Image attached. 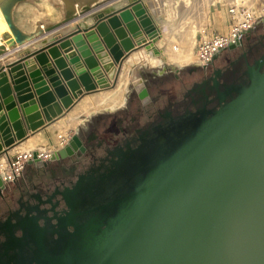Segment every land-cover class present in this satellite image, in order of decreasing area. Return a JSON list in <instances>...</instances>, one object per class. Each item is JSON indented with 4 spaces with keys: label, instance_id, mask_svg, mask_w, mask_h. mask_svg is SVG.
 <instances>
[{
    "label": "water",
    "instance_id": "95a60500",
    "mask_svg": "<svg viewBox=\"0 0 264 264\" xmlns=\"http://www.w3.org/2000/svg\"><path fill=\"white\" fill-rule=\"evenodd\" d=\"M126 6L130 10H121L119 17L108 15L110 28L105 23L97 26L106 48L95 32L86 30L87 24L80 23L66 36L44 40L38 50L20 57L28 77L18 62L0 69L2 160L7 161L8 152L26 141L29 133L49 127L86 95L112 89L121 67L133 73L130 87L140 84L141 72L147 68L141 65L145 59L157 57L161 60L158 67L176 70L160 58L154 44L159 34L142 5L132 1ZM5 17L12 26L10 17ZM67 21L70 19L51 26L45 34ZM17 36L19 39L18 32ZM143 39L148 40L145 46ZM247 76V85L226 88L219 96L218 110L200 112V123L193 130L146 164L132 170L131 164L124 167L136 151L129 148L115 152L118 159L111 167L118 168L115 172L108 170L94 178L80 176L62 194L67 206L62 226L73 227L74 232L59 236L65 249L57 250L51 264H264V62L248 67ZM225 97L230 98L228 102ZM155 130L154 135L158 128ZM83 135L78 128L50 160L42 161L33 152L20 177L71 155ZM151 136L145 133L141 145ZM111 173L115 181L110 188L91 190V199L83 201V206L82 200L75 201L85 183L93 186ZM75 215H85V219L77 222ZM47 226L36 230L41 246ZM15 228L25 230L23 222H17L8 228L11 237ZM12 249L8 246L5 252Z\"/></svg>",
    "mask_w": 264,
    "mask_h": 264
},
{
    "label": "flooded vegetation",
    "instance_id": "af4514ba",
    "mask_svg": "<svg viewBox=\"0 0 264 264\" xmlns=\"http://www.w3.org/2000/svg\"><path fill=\"white\" fill-rule=\"evenodd\" d=\"M258 61L264 62V30L246 36L236 49L222 51L205 67L188 65L167 70L147 66L141 72L140 84L129 85L122 106L92 116L87 138L75 152L55 162L57 165L52 163L30 174L24 172L21 181L5 188L0 195L1 263L51 264L57 250L65 249L59 236L74 232L73 227L62 226L67 210L62 194L71 190L80 176L94 178L108 174V170L115 172L118 168L111 167L118 159L114 155L118 150L137 151L123 164L124 167L131 164L130 169L146 164L154 154L166 152L179 137L200 123V112L220 108L219 96L226 88L247 85L248 67ZM229 99L225 97V102ZM145 133L152 136L142 146L140 139ZM112 173L93 186L85 183L75 201L82 200L79 203L83 206V201L91 199V190L110 188L115 181ZM84 216L75 215L74 220L83 221ZM17 222H23L25 237L19 228L13 230V238L10 236L8 228ZM46 223L49 226L41 246L35 234ZM8 246L13 249L5 252Z\"/></svg>",
    "mask_w": 264,
    "mask_h": 264
},
{
    "label": "bare ground",
    "instance_id": "6f19581e",
    "mask_svg": "<svg viewBox=\"0 0 264 264\" xmlns=\"http://www.w3.org/2000/svg\"><path fill=\"white\" fill-rule=\"evenodd\" d=\"M56 1L60 2L62 5V10L65 15L63 16L62 21L64 19L68 20L70 18H72L71 21L73 20L75 21L78 15L87 14L94 11L91 10L92 5L95 2L101 0H56ZM132 1H138V4L142 5L146 15L149 18L151 17L150 19L152 20L151 24L159 34V38L156 39V41H158L159 39H163L164 41L167 42V48L165 49V51L163 49L158 50L156 48L157 51L160 53V55L163 56L161 58L165 59L167 65L174 66L175 68H177V67L186 66L192 61L191 59L192 49L197 40L196 32L207 27V15L210 5L220 0H181L180 2L181 4H176L175 0H168L170 2L169 4L170 11L168 12V14H163L164 13L163 10L162 11L156 10L155 15L151 13L152 11L148 12L149 10H147L145 7V3H144L145 0H132ZM225 1L231 2L234 0H225ZM25 2H31V0H0V5L3 11L4 21H5V24L0 25V67L3 64V61L1 59L2 55L12 52L19 46L21 47V45H24L31 37V35H29L23 28L20 27L14 13L16 7H18L19 5ZM113 13H115V11L113 9H110L107 14L102 13L96 16L94 15L95 17L89 19V21L83 22L87 24V29H86L87 31L89 32L93 31L97 34L99 42H101L105 48L107 46L104 40L102 39V36H100L99 32L97 31V26L100 25L99 21L101 20V17L103 16L107 17V15ZM131 14L134 15L133 13ZM6 15L10 17L12 26L8 23L5 17ZM67 22L69 23L70 21ZM102 23L103 22L101 21V24ZM53 25L54 23L50 24L48 22L40 24V26L35 31V34L38 35L42 32H46ZM107 26H108L107 28H110L108 22H107ZM123 27H125L124 24ZM17 32L20 34L19 39L17 38L18 37ZM109 32H111L116 42H118L116 35L114 34V31L109 30ZM131 42H133V38H131ZM146 42H148L147 39L141 40V44H143V46H145ZM133 44L135 46L134 48L137 49L138 48L137 43L133 42ZM72 50L73 52H75V49ZM76 56L80 57L79 54H76ZM160 62L161 60L157 59V57H152L150 59L143 60L141 62V65L143 67L144 65L145 67L147 66L157 67L160 65ZM66 63L69 64L67 60ZM138 65H139L138 62L137 64L135 63L134 69H136ZM132 75L133 73L130 74L123 67H121L120 74L116 81V84H118V86L115 85L114 88L116 89H114L112 93L103 92L101 94L98 95L96 94L95 96L87 97L86 99L79 100L76 106L72 108V110H70L60 120L52 124L51 140L53 142L58 140V137L60 136V131H62V129L64 128H67L68 126L70 127L69 124L70 122H72V120L79 123L81 114H84V115H88V117L85 118L86 123L85 122L79 123L80 124L79 128L84 135L83 137H79L78 139L79 144L75 145V149L80 147L82 145V142L87 138L88 135L87 125L92 118L91 117L92 114L99 112L100 109H102V112L114 111L115 109L123 105L125 101L124 95L125 92L128 90V84L130 83V79H131L130 77H132ZM24 142L28 144L27 149L29 150H27L26 152H21L23 154L24 153L28 154L34 151L35 152L39 151L43 154L49 152L48 144H47L48 142L40 136L39 132L34 134L31 138L28 137V139ZM68 142L66 144H68ZM65 146L57 150H54V152L64 149ZM75 149H72V153L76 151ZM16 152H20V151H16ZM0 162L5 163L7 161L2 160L0 158Z\"/></svg>",
    "mask_w": 264,
    "mask_h": 264
},
{
    "label": "built area",
    "instance_id": "2783aa9c",
    "mask_svg": "<svg viewBox=\"0 0 264 264\" xmlns=\"http://www.w3.org/2000/svg\"><path fill=\"white\" fill-rule=\"evenodd\" d=\"M5 24L3 11L0 5V25ZM224 31H210L207 27L199 31L194 51V60L188 65H199L205 67L212 58L220 54L230 46L241 43L248 32L264 30V0H234L225 6ZM0 69L6 67L7 60L2 59ZM63 138V136H59ZM70 140V139H69ZM69 140H65L67 143ZM35 152V151H34ZM38 153L42 161L53 158L54 150L48 153ZM9 155V154H8ZM31 153H18L9 156L7 162H0V179L4 187L0 188V195L8 184L16 182L20 178L28 159L32 158Z\"/></svg>",
    "mask_w": 264,
    "mask_h": 264
},
{
    "label": "crops",
    "instance_id": "0c3cea01",
    "mask_svg": "<svg viewBox=\"0 0 264 264\" xmlns=\"http://www.w3.org/2000/svg\"><path fill=\"white\" fill-rule=\"evenodd\" d=\"M131 2H132V0H102V1H99L95 11H93L91 13H87V14L78 15L75 21L74 20L71 21L72 19H70V22L68 24L64 25L63 27H61L55 31H52L49 35H46V36H45V32H42V33L37 35V34H35V30L34 31H26L29 35H31V37L23 45V47H21L22 49L17 51L16 53H11V54L6 53V54L1 56V59H4V61L7 60L8 63L18 62L19 69L24 71L26 76L28 77V74L26 73L25 67L23 66V62L22 61L20 62V57L22 58V56L24 54L29 53L32 50H38V47L43 43L44 40L50 41L52 38L59 39L63 36H66L71 31H74L75 27L78 24L83 23L85 21H89V19L93 18L94 15H99L102 13L107 14L110 9H113L115 11V13H113L114 16L118 17L121 10H124V9H126L127 11L130 10V7H127L126 5L130 4ZM175 2H176V4H181L180 3L181 0H175ZM144 3H145L146 9L149 10L148 12L152 11L151 13L153 15L156 14V12H155L156 10H161V11L163 10V12H164V13L162 12L163 14H168V12L170 11V5H169L170 2L168 0H145ZM150 16H151V14H150ZM150 19H151V17H150ZM224 20H225V15L223 16L222 21H221V19L218 20L216 18V13L214 12V10H210L208 12V15H207V28L210 31L222 32L225 29ZM107 21H108V15H107L106 19L103 21V23L107 24ZM99 24H101V21H99ZM80 34L83 35V32H81ZM196 42H197V40H196ZM196 42H195L193 49H192V55L193 56H194ZM55 46H58V45H55ZM155 46L158 50L163 49L165 51V49L167 48V42L164 41L163 39H159L158 41H156ZM44 52H47V50H45ZM161 57H163V56L160 55V58ZM31 59L35 60V56H32ZM7 78L9 79V85H10V89L12 91V96L14 97V100H16L13 81L11 80V78L8 74H7ZM27 80H28L27 82H29V84H30V88H32L31 80L29 78ZM33 93H34V91H33ZM35 98H37V97L35 96ZM51 127H52V125H50L46 129H44L43 131L39 132L40 136L46 135V137L48 138L49 137L48 135L50 134V131H51ZM32 136L33 135L31 133H29L28 137L31 138ZM27 145L28 144H26V142L20 143L17 147L13 148L11 151L8 152L9 156H13V155L21 153V152H26L27 150H29V149H27ZM65 145H66V143L64 142L63 146H65ZM16 151H20V152H16ZM16 182L8 184L6 188H8L9 186L12 187Z\"/></svg>",
    "mask_w": 264,
    "mask_h": 264
},
{
    "label": "rangeland",
    "instance_id": "374dc122",
    "mask_svg": "<svg viewBox=\"0 0 264 264\" xmlns=\"http://www.w3.org/2000/svg\"><path fill=\"white\" fill-rule=\"evenodd\" d=\"M98 3H99V1L95 2L92 5L91 10L95 11ZM227 3H229V2H227L225 0L216 1L214 4L210 5L209 11L214 10V12L216 13V18L218 20L221 19V21H222V18L225 15V6ZM14 13H15L16 20L18 21V24L25 31H34V30L36 31L37 28L40 26V24H43L45 22H48L50 24L54 23V25L63 24L64 22H66L65 21L66 19H64L62 21L63 16H65L64 12L62 10V5L60 2H58L56 0H31V2L22 3L21 5L16 7ZM70 19H72V18H70ZM198 33H199V31L196 32V37L198 36ZM191 59H192V61L194 60L193 55H191ZM183 67H185V66H183ZM177 68H179V67H177ZM116 85L118 86V84H116ZM129 85H130V83L128 84V89H129ZM114 87L112 89H109V90L97 91V92L92 93L90 95H86L85 97L82 98V100L86 99L87 97L95 96L96 94L97 95L101 94L103 92L112 93V91L114 89H116ZM126 95H127V91L125 92V95H124L125 98H126ZM76 104H74V106L72 108H74L76 106ZM72 108L70 110H72ZM101 111H102V109L99 110V112H101ZM92 116H94V114H92L91 117ZM87 117H88V115L81 114L80 122L81 123L86 122L85 118H87ZM60 119H58V120H60ZM79 123L72 120V122H70V124H69L70 127L68 126L67 128H64V129H62V131H60V136L62 135L63 138L58 137V140H56L54 142L51 140L52 139V131H50L48 138L46 137V135L45 136L41 135V137L48 142L47 143L48 144V150L53 151V150H57L60 147H62L65 140L66 141L69 140V138H71L75 134V131L80 126ZM41 131H43V130H41ZM53 165H57V163H53ZM22 179H23V176L18 178L17 182L21 181ZM24 179H26V177Z\"/></svg>",
    "mask_w": 264,
    "mask_h": 264
}]
</instances>
